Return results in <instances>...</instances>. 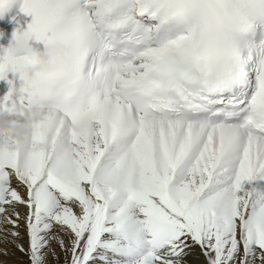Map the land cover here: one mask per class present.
Returning <instances> with one entry per match:
<instances>
[{"label":"snow or ice","instance_id":"snow-or-ice-1","mask_svg":"<svg viewBox=\"0 0 264 264\" xmlns=\"http://www.w3.org/2000/svg\"><path fill=\"white\" fill-rule=\"evenodd\" d=\"M9 261L264 264V0H0Z\"/></svg>","mask_w":264,"mask_h":264},{"label":"bare ground","instance_id":"bare-ground-1","mask_svg":"<svg viewBox=\"0 0 264 264\" xmlns=\"http://www.w3.org/2000/svg\"><path fill=\"white\" fill-rule=\"evenodd\" d=\"M9 264H14V262L13 261H9Z\"/></svg>","mask_w":264,"mask_h":264}]
</instances>
